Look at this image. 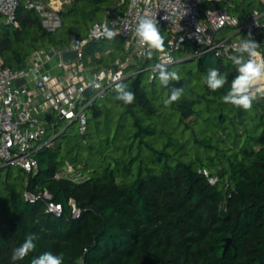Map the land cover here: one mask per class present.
I'll list each match as a JSON object with an SVG mask.
<instances>
[{"label":"trees","instance_id":"trees-1","mask_svg":"<svg viewBox=\"0 0 264 264\" xmlns=\"http://www.w3.org/2000/svg\"><path fill=\"white\" fill-rule=\"evenodd\" d=\"M126 1L73 0L53 33L19 1V27L0 25L3 66L21 69L38 50L69 48L73 37L87 38L93 24L119 13ZM258 2L250 13L245 0L221 3L240 25L254 11L261 14L252 39L264 54V1ZM105 40L84 47V57L94 54V72L125 54L101 50ZM177 53L168 68L179 82L165 88L158 72L146 80L148 70L132 74L137 66L130 65L120 83L135 93L132 104L116 100L113 87L88 108L84 134L67 126L35 152L36 171L18 168L14 177L16 167H0V264H31L45 252L62 256L63 264H264V91L251 93L248 111L224 103L238 74L231 56L191 61ZM155 61L139 65L149 69ZM210 68L226 77L223 88H208ZM172 87H182L183 95L165 106ZM45 191L62 205L61 215L47 211ZM26 193L38 198L30 201ZM29 234L37 237L35 249L13 261Z\"/></svg>","mask_w":264,"mask_h":264},{"label":"built area","instance_id":"built-area-1","mask_svg":"<svg viewBox=\"0 0 264 264\" xmlns=\"http://www.w3.org/2000/svg\"><path fill=\"white\" fill-rule=\"evenodd\" d=\"M225 1L227 0H127L123 13L109 12L103 21L91 26L87 38L73 37L69 48L38 50L21 69L4 67L0 57V167L21 168L29 173L36 171L38 162L34 154L51 143L53 138L47 137V134L59 122L77 124L79 132L84 134L88 124V108L98 97L115 87L116 83L128 77L126 69L130 65L137 66L132 74L150 70L153 78L157 73L154 66L161 58L164 55L170 56L175 63V53L185 51L186 43L194 46L189 56L191 58L199 59L210 53L232 56L236 52L233 45L241 40L217 39V32L232 27L235 28L233 34L244 32L247 37L251 34L252 38L260 27L261 14L254 11L240 25L238 19L227 10L215 7ZM67 3L68 0H27L26 7L36 12L45 31L53 33L62 26L60 12ZM123 3L124 1L121 4ZM19 7L18 0H0V25L19 27ZM201 8L203 11H200ZM145 14H151L157 19L165 40V52L153 51L151 57L141 54L146 53L147 49L141 48L135 35L138 18ZM104 24L118 33L114 38L122 37L126 40V56L118 58L110 68L94 72L83 63L84 47L90 41L106 39L92 35L94 26ZM67 50H75L80 62L72 59L70 64H65L62 53ZM258 51L261 53L259 58H264L263 52ZM148 58H156L149 69L139 65V61L146 62ZM52 67L58 69L57 75L51 73ZM117 74L119 80L116 79ZM19 81L23 83L18 86ZM262 83L264 80L256 83L253 88ZM91 85L94 86V91L86 97L84 91ZM63 131L64 129L60 133ZM62 175L58 173L55 178L60 179ZM25 195L30 201L38 198L29 193ZM41 196L48 200V212L61 215V204L54 202L47 191ZM71 204L74 217H79L80 211L73 201ZM81 264L84 262L81 261Z\"/></svg>","mask_w":264,"mask_h":264},{"label":"clouds","instance_id":"clouds-1","mask_svg":"<svg viewBox=\"0 0 264 264\" xmlns=\"http://www.w3.org/2000/svg\"><path fill=\"white\" fill-rule=\"evenodd\" d=\"M118 33L110 29L107 24L103 26L96 25L92 29V35L96 38L104 37L108 40L113 39ZM135 35L141 48H146V54L152 56L153 51L160 53L165 52V40L158 27V21L151 14H145L138 18L135 28ZM260 44L251 38V34L247 38L241 40L238 44L233 45L238 55L231 56L232 63L236 66L237 75L231 81L230 89L222 97L223 102L242 108L245 111L251 110L255 96L251 94L253 86L261 80H264V58L258 51ZM247 54V59L244 58ZM174 63L170 56L164 55L160 62L154 66V70L158 72L159 82L161 86L168 88L171 81L179 82L181 77L177 71H170L168 66ZM120 79L119 74L116 77ZM206 83L212 91L219 90L225 86L227 79L217 69L210 68L207 73ZM97 87L99 85H96ZM115 91L117 95L115 99L124 104H132L136 97L135 93L128 89L123 83H116ZM182 87H172L170 95L164 101L165 106L171 105L178 101L183 95ZM37 239L35 234L26 236L24 242L13 250L11 259L13 261L22 260L36 247L34 241ZM31 264H63V257L55 255L51 252H45L38 257L32 259Z\"/></svg>","mask_w":264,"mask_h":264},{"label":"rangeland","instance_id":"rangeland-1","mask_svg":"<svg viewBox=\"0 0 264 264\" xmlns=\"http://www.w3.org/2000/svg\"><path fill=\"white\" fill-rule=\"evenodd\" d=\"M21 2V4L23 6H26V2L27 0H19ZM73 0H68V3L67 5H70ZM234 2L235 5H241L240 2L241 0H232ZM247 3L250 2L251 3V6H247L246 9H247V12H252L254 8H257L258 7V4L259 2L258 1H254V0H245ZM246 3V4H247ZM66 6V4H65ZM64 6V7H65ZM219 7L221 9H224L226 10L227 7H226V4L225 3H221L219 4ZM200 11H203V8L200 9ZM229 12L231 14H233V11L232 10H229ZM229 13V14H230ZM230 14V15H231ZM103 17V13H100V16L99 18ZM83 25V24H82ZM83 31H81V35H83ZM163 33L166 34V31L165 29H163ZM234 33V29L232 27H226L220 31L217 32L216 34V38L217 39H223V38H229L231 35H233ZM83 37V36H82ZM245 38V35L244 34H240L238 36V39L239 40H243ZM101 50H103L104 52L107 53V51H111V55L112 56H116L117 54H119L123 49L124 47L126 46V40L122 37H118V38H113L111 40H105L103 42H99L98 45H97ZM193 49H194V46L191 44V43H186L185 45V51H181L179 52V55L183 56V57H188L191 55V53L193 52ZM108 54V53H107ZM178 54V53H177ZM94 54H87L85 55V57L83 58V62L84 64L87 66V67H90V66H96V64L92 61V58L94 57L93 56ZM177 55V56H179ZM124 56H126V54H124ZM244 58H246V56H244ZM152 74V71H148L146 72V76H145V79L148 80V77ZM264 90V83L260 84V85H257L256 87H254L253 89H251V93L252 94H259L261 93L262 91ZM110 95V94H109ZM68 125V122H59L58 125L52 129L51 131L48 132L47 134V137L49 138H54L55 135L57 133H60L63 129L66 128V126ZM78 125L77 124H74L72 129H68V132L70 133H73L75 128H77ZM19 174V169L18 168H14V171H13V175L14 177L15 176H18Z\"/></svg>","mask_w":264,"mask_h":264},{"label":"water","instance_id":"water-1","mask_svg":"<svg viewBox=\"0 0 264 264\" xmlns=\"http://www.w3.org/2000/svg\"><path fill=\"white\" fill-rule=\"evenodd\" d=\"M76 60L77 62H80V59L77 57V52L75 50H67L64 51L62 53V60L65 64H70L71 60ZM197 58H192L191 61H195ZM116 69V67H114ZM23 83V81H19L17 82V85H21ZM94 91V86L91 85L89 86L85 91H84V95L86 97H89ZM73 125V123L69 124L68 126ZM231 240L228 239L227 244L225 245V249H227V247L229 246Z\"/></svg>","mask_w":264,"mask_h":264},{"label":"crops","instance_id":"crops-1","mask_svg":"<svg viewBox=\"0 0 264 264\" xmlns=\"http://www.w3.org/2000/svg\"><path fill=\"white\" fill-rule=\"evenodd\" d=\"M113 5H115V3ZM112 7H113L112 9L114 10L115 9V6H112ZM125 8H126V5H125V7L123 9L116 10V11H119V13H116V14L123 13L125 11ZM2 25H4V24H1V26ZM124 51H125V54H126L125 47H124ZM52 66H54V65H52ZM89 68H92L93 69L94 67H89ZM51 73L54 74V75H57L59 73V71H58V69L56 67H52Z\"/></svg>","mask_w":264,"mask_h":264},{"label":"bare ground","instance_id":"bare-ground-1","mask_svg":"<svg viewBox=\"0 0 264 264\" xmlns=\"http://www.w3.org/2000/svg\"><path fill=\"white\" fill-rule=\"evenodd\" d=\"M259 82H262V80H261V81H259ZM259 82H258V83H259Z\"/></svg>","mask_w":264,"mask_h":264}]
</instances>
